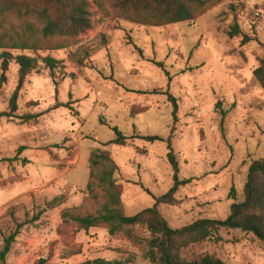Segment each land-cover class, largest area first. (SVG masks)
Listing matches in <instances>:
<instances>
[{
	"label": "rangeland",
	"instance_id": "1",
	"mask_svg": "<svg viewBox=\"0 0 264 264\" xmlns=\"http://www.w3.org/2000/svg\"><path fill=\"white\" fill-rule=\"evenodd\" d=\"M88 1L91 28L75 38L43 39L42 22L25 14L32 0H18L19 14L0 13V54L36 61L15 117L0 119V251L21 225L4 264H149L145 246L124 234L80 230L61 218L103 206V191L94 187V196L87 189L90 156L98 150L115 163L121 209L134 216L173 185L170 141L178 179L187 183L172 205L157 210L175 230L226 220L230 206L244 200L249 166L264 158V91L253 75L264 63V0H207L192 21L161 25L132 20L119 0ZM46 58L58 63L54 80ZM17 73L11 61L0 113L8 110ZM169 96L177 102L176 123ZM113 128L126 138L123 146L110 144ZM136 233L148 237L143 229ZM219 235V243L189 246L186 259L264 264V243L252 234L221 229Z\"/></svg>",
	"mask_w": 264,
	"mask_h": 264
},
{
	"label": "trees",
	"instance_id": "2",
	"mask_svg": "<svg viewBox=\"0 0 264 264\" xmlns=\"http://www.w3.org/2000/svg\"><path fill=\"white\" fill-rule=\"evenodd\" d=\"M33 5H25V14H30L40 20L43 24L40 33L43 39L53 37L75 38L91 28V14L88 0H32ZM121 7L129 11L130 18L136 22L155 25L177 24L192 21L201 14L207 4V0H119ZM13 12L19 14L21 6L18 0H0V13ZM237 29H234L236 34ZM37 48L38 45H33ZM28 48L22 44L21 49ZM60 47H53L57 50ZM1 75L0 86L6 83V73L11 61L18 66L17 85L8 100V110L0 113L1 118H14L17 112V101L23 88L25 80L34 70L36 61L33 58L19 55L12 57L7 52L0 54ZM50 70L52 79H55L54 70L57 69V62L53 59L44 60ZM163 69L161 63H156ZM167 74V72H166ZM255 80L264 91V63L253 72ZM173 107V122L177 121V102L169 96ZM225 112L221 114V123L225 118ZM38 116H25L23 120L30 121ZM114 139L112 145L123 146L126 138L117 129L113 128ZM148 142L163 141L159 137H145ZM170 149L167 158L171 164L173 174V185L163 196L156 199V204L142 210L134 216L124 215L121 209V189L117 185L115 174L117 167L106 151L98 150L90 156V182L87 185L88 191L95 196L94 187L104 193L105 202L96 214L86 216L73 215L63 212L61 218L64 223H74L80 230L105 227L111 236L124 234L134 244L145 246L143 258L149 264H224L219 259L206 256L199 260H188L185 257L186 249L202 242H221L219 235L221 229L239 230L243 233L252 234L255 238L264 243V158L254 161L248 168L247 181L244 186V200L241 203L234 202L230 206L229 216L224 221L203 219L180 229H172L162 218L157 210L160 204L172 205L174 194L186 181H179L178 166L173 151L170 148V141H167ZM229 197L236 198L234 188L230 189ZM41 213H39L40 215ZM21 225L3 240V247L0 251V262L4 264L12 244L19 233ZM137 229H143L148 233L143 238L136 233ZM128 261H105L95 259L84 264H129ZM37 264H46L45 259H40Z\"/></svg>",
	"mask_w": 264,
	"mask_h": 264
}]
</instances>
